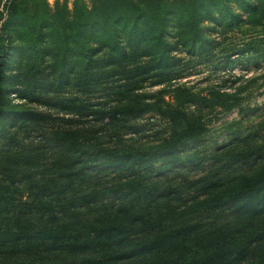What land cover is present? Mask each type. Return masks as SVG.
Wrapping results in <instances>:
<instances>
[{"label":"trees","instance_id":"1","mask_svg":"<svg viewBox=\"0 0 264 264\" xmlns=\"http://www.w3.org/2000/svg\"><path fill=\"white\" fill-rule=\"evenodd\" d=\"M230 1L0 0V264H264V142L242 138L187 179L179 171L198 165L199 152L181 150L200 144L203 123L180 106L88 102L112 83L128 90L135 77L168 72L172 52L188 40L193 47L200 23ZM25 27L29 41L14 45ZM21 49L54 59L46 80L18 93L29 103L53 94L42 101L49 111L6 99L17 91L5 84L19 81L4 69ZM71 86L74 95H63ZM155 109L169 128L156 143L111 133ZM87 116L98 126L71 123Z\"/></svg>","mask_w":264,"mask_h":264},{"label":"rangeland","instance_id":"2","mask_svg":"<svg viewBox=\"0 0 264 264\" xmlns=\"http://www.w3.org/2000/svg\"><path fill=\"white\" fill-rule=\"evenodd\" d=\"M47 1L53 5L55 0ZM66 1L71 7L73 0ZM251 2L255 6L254 10H243L234 0L228 3V7H214L213 14L217 20L207 18L200 23L202 38L197 39L193 47L188 40L186 48L179 45V49L172 52L175 58L168 72L160 70L135 77L130 81L128 90V85L122 87L124 81L112 83L109 92L99 88L89 96L88 102L96 105V108L118 109L126 105L139 109H146L149 105L157 108L167 104L180 106L191 119L203 123L204 133L200 144L196 147L188 144L181 150L184 155L194 150L199 152L198 165L179 171L187 179L203 175L207 172L212 157L234 147L242 138L251 135L255 138L250 140L251 143L254 140L263 143L264 0ZM172 30L178 32V25L175 24ZM182 31L183 36L191 34L186 29L182 28ZM12 36L14 45L26 44L30 38V29L25 27ZM174 39L175 37L168 38L171 42ZM20 52L19 55L13 54L4 69L7 75H16L19 81L17 84H5V91H12V88L17 91L8 92L6 99L13 105L49 111L48 106L43 104V99L52 98L53 94L44 93L42 100L29 103L20 98L18 93L28 94V88L35 83L34 80H46L45 73L51 69L54 59L46 56L45 61L40 62L31 60L25 50L21 49ZM31 73L35 76L32 77ZM76 90L75 86H71L63 95L72 97ZM156 109L137 118L126 119L123 125L118 126L119 128L122 125V128L113 129L111 133H122L123 139L130 145L147 146L156 143L169 129L168 123ZM52 115L56 116L53 110ZM64 117L71 118L70 115ZM74 119L76 120L72 119V124L98 126L95 118L91 116ZM57 122L62 124L63 120ZM132 129H138V132H130ZM108 135L109 132L106 133V141ZM172 175L168 173L156 178L170 179Z\"/></svg>","mask_w":264,"mask_h":264}]
</instances>
